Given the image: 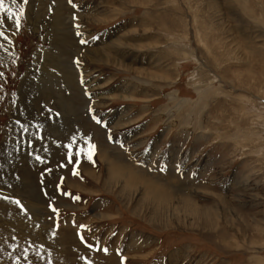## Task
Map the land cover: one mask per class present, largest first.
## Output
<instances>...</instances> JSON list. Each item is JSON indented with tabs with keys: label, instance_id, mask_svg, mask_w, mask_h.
<instances>
[{
	"label": "rangeland",
	"instance_id": "rangeland-1",
	"mask_svg": "<svg viewBox=\"0 0 264 264\" xmlns=\"http://www.w3.org/2000/svg\"><path fill=\"white\" fill-rule=\"evenodd\" d=\"M61 1L28 0L19 29L5 18L11 25L0 26L8 38L0 37V149L25 72L54 69L31 84L38 96L24 95L35 136L24 149L29 194L23 167L16 178L0 170V213L21 226L0 220V264H264V0ZM55 5L81 36L58 35ZM80 48L108 49V60L80 61ZM42 51H53L51 62ZM48 88L49 97L40 93ZM86 141L91 161L75 154ZM108 159L169 184L175 198L187 193L201 210L218 209V220L212 212L211 222L151 220L138 202L144 186L128 206L107 178Z\"/></svg>",
	"mask_w": 264,
	"mask_h": 264
},
{
	"label": "bare ground",
	"instance_id": "bare-ground-1",
	"mask_svg": "<svg viewBox=\"0 0 264 264\" xmlns=\"http://www.w3.org/2000/svg\"><path fill=\"white\" fill-rule=\"evenodd\" d=\"M56 1V0H55ZM63 1V0H62ZM61 1V2H62ZM74 1V0H73ZM59 5H60V1H58ZM65 2V1H64ZM56 3V2H54ZM76 3V2H75ZM79 3V2H78ZM77 3V4H78ZM116 8V7H115ZM32 10V8H31ZM55 20H56V27L59 28V32H58V35L59 36H62L64 37L65 35V32H70L71 31V35L74 36V32L77 31L79 33H81V31L77 30L79 29L80 27H77L76 25L74 26H66V22L63 23L62 21V17H61V13L59 12L60 10V6H56L55 5ZM63 10V9H62ZM7 19L6 15L3 16V19ZM31 18V17H30ZM33 18V17H32ZM68 18V17H66ZM72 19V18H71ZM96 19V18H95ZM70 21V18L68 19ZM77 20V19H76ZM79 22V21H78ZM77 22V23H78ZM97 23V22H96ZM9 26L11 25V21H9L8 23ZM6 24L2 25V26H7ZM74 24V23H73ZM59 25V26H58ZM13 27V26H11ZM4 28V27H3ZM6 30V29H5ZM7 31V30H6ZM13 32L12 28L9 29V33L10 32ZM11 32V33H12ZM76 32V34H77ZM127 33V32H126ZM68 34V33H67ZM75 34V35H76ZM6 36V35H5ZM10 36V35H9ZM66 36V35H65ZM81 36V35H80ZM127 36V35H126ZM122 37V36H121ZM66 38V37H64ZM123 39V38H122ZM127 39V38H126ZM2 40V39H0ZM70 39H67L66 38V41ZM120 41V40H119ZM65 42V40L63 41ZM100 42V41H99ZM113 42V41H112ZM103 43V42H102ZM64 44V43H63ZM70 44V43H69ZM68 44V45H69ZM72 44V43H71ZM7 45V44H6ZM84 47L85 44H82ZM66 46V45H65ZM102 46V45H101ZM68 47V46H67ZM134 48V46H133ZM81 49V48H80ZM95 49V48H94ZM99 49V48H98ZM140 49V48H139ZM108 49H99V50H90L88 48H82L81 50H78V54L76 55L75 58L79 59L80 61H85L86 60V55H88V59L92 56H95L96 55V58L97 56L100 58H103V59H106L108 60V58H106V52H107ZM138 50V49H137ZM125 51V50H124ZM141 51V50H140ZM139 51V52H140ZM150 51V50H149ZM209 51V50H208ZM43 52V51H42ZM53 52V51H51ZM50 52V53H51ZM61 52V51H60ZM119 52V51H118ZM50 53H47L45 54V52L41 53L40 56H42L43 54H45L44 56V60H45V63H49L51 62L50 59L52 58H48L47 55H49ZM56 53V52H55ZM152 53V52H150ZM54 54V53H53ZM74 54L75 53H70L69 54V57L73 56L72 59L74 58ZM126 53H124L125 55ZM133 54H136L135 52ZM141 54V53H140ZM149 54V52H148ZM153 54V53H152ZM52 55V54H50ZM55 55V54H54ZM122 55V54H121ZM150 55V54H149ZM112 56V55H110ZM129 56V55H128ZM138 56V55H137ZM140 56V55H139ZM143 56V55H142ZM148 56V55H147ZM184 56V55H183ZM152 57V56H151ZM100 58V59H101ZM124 58V57H123ZM126 58V57H125ZM129 58V57H128ZM127 58V59H128ZM178 58V57H177ZM184 58V57H183ZM7 59V53L5 51V48H0V65H3L5 64V61ZM87 59V60H88ZM121 59V58H120ZM159 59V58H158ZM186 59V58H185ZM47 60V61H46ZM58 60V59H56ZM49 61V62H48ZM59 61V60H58ZM115 61V60H113ZM120 61V60H119ZM126 61V60H125ZM38 62V61H36ZM72 62V61H71ZM70 60H69V65H68V70L70 72H73L75 73V69L72 67L73 63H71ZM90 62V61H89ZM122 62V61H121ZM134 62V60H133ZM94 63V62H93ZM124 63V61L122 62ZM121 63V64H122ZM141 63V62H140ZM143 63V62H142ZM75 65H77L75 62H74ZM116 65H120L119 63L116 62ZM125 65V64H124ZM36 66V65H35ZM57 66V65H56ZM128 66V65H127ZM64 67V66H63ZM121 67V66H119ZM125 67V66H124ZM34 70H35V67H33ZM38 68V67H36ZM40 68V67H39ZM38 68V69H39ZM60 68V67H59ZM131 68V67H130ZM135 68V67H134ZM141 68V67H140ZM43 69L49 71V72H53L52 68L50 69H47V67H45L43 65L42 69L40 68L39 70L37 71H33L31 69H28L27 72H25L23 78L21 79V83H20V87L18 88V97L15 101V105L12 107L11 109V118H12V124L10 125L11 127V131H10V134L9 136L5 137L3 139V143H2V146H1V149H0V170L2 172L5 171V169L7 171H9L8 174L12 175L14 178H16L17 175V172L19 171V166L23 167L21 169L22 171V178L21 180L19 181L20 183V188L21 190L22 189H26V193L29 194L30 192V189H29V186L30 184L27 183V178H25V174H24V170H25V166L27 167V158H25V156L28 157L29 153L31 152V149L27 152L25 151L24 149H29L31 148L30 147V142L34 141V134L32 135V133H29V134H23L19 127H17V121H19L18 119L21 118L22 121H21V124H24L26 125V123L30 120V114L27 115V110L26 112H23V108H26V105L24 103V99H25V94L28 92L30 93L31 95H36L38 96L37 94H39V92H35L36 90H38L36 87H31V84H35V85H39V81H40V77H44L43 74ZM71 69V70H70ZM156 69V68H155ZM54 70V69H53ZM58 69L55 70V72L57 71ZM140 70V69H139ZM144 70V68H142V71ZM63 71V70H62ZM129 71H132V69H130ZM135 71V70H134ZM141 71V73H142ZM146 71V70H145ZM64 72V71H63ZM148 72V71H147ZM146 72V74H147ZM153 72V71H152ZM76 74V73H75ZM92 74V73H91ZM139 74V73H138ZM145 74V75H146ZM62 76V73L60 74ZM79 75V74H78ZM76 75V76H78ZM142 75V74H141ZM144 75V76H145ZM148 75V74H147ZM149 76V75H148ZM159 76V75H158ZM63 77V76H62ZM139 77V76H138ZM217 77V76H216ZM66 78V77H65ZM67 78H69L67 76ZM66 78V79H67ZM71 78V77H70ZM150 78V77H149ZM148 78V79H149ZM159 78V77H158ZM168 78V77H167ZM65 79V81H66ZM73 79V78H71ZM70 79V80H71ZM88 79V78H86ZM157 79V78H156ZM62 80V79H61ZM155 78L152 80L154 82ZM159 81V80H158ZM69 82V81H67ZM72 83H73V80H72ZM89 82H86L85 81V84L88 85ZM65 84V83H64ZM69 84V83H67ZM126 84V83H125ZM71 85V83H70ZM68 85V86H70ZM66 86V85H65ZM74 86V85H73ZM124 86V85H123ZM204 86V85H203ZM76 87V86H75ZM90 87V86H89ZM127 87H129L127 85ZM66 88V87H64ZM49 89H45L43 91H41L40 93H44L46 96H50L49 94ZM128 89V88H127ZM204 89V88H203ZM202 89V90H203ZM123 90V89H122ZM129 90L131 91L132 89L129 88ZM201 90V89H200ZM51 91V90H50ZM69 91V90H68ZM130 91H126V92H130ZM93 92V91H92ZM25 95V96H24ZM30 95V96H31ZM52 96V95H51ZM124 96V95H123ZM203 96V95H202ZM27 97V96H26ZM45 97V96H44ZM47 97V98H48ZM129 97V96H128ZM32 98V96H31ZM38 98V97H36ZM132 98V97H130ZM124 99V98H123ZM33 105V104H32ZM71 106V105H70ZM31 107V106H30ZM69 107V106H68ZM33 108V106H32ZM43 108V107H42ZM46 108V107H45ZM68 109V108H67ZM31 110V109H30ZM33 110V109H32ZM72 110V109H71ZM36 111V109H35ZM44 111V110H43ZM74 111V110H73ZM76 111V109H75ZM30 113V112H28ZM127 114V113H126ZM37 117V116H36ZM14 118V119H13ZM204 119V118H203ZM10 120V119H9ZM14 120V122H13ZM32 121V120H31ZM206 121V120H205ZM20 122V121H19ZM202 122V121H201ZM11 123V122H10ZM201 124V123H200ZM203 124V123H202ZM28 126V125H27ZM40 126V124H39ZM200 126V125H199ZM202 127V126H201ZM44 128V127H43ZM204 128V127H203ZM38 129V128H36ZM32 130V129H31ZM30 130V132H32ZM199 130V129H198ZM207 130V129H206ZM234 130V129H233ZM40 130L36 131V132H39ZM205 131V130H204ZM35 132V131H33ZM41 133V131H40ZM247 133V132H246ZM43 134V133H42ZM202 134V133H201ZM36 135V134H35ZM69 135V134H68ZM248 135V134H247ZM40 136V135H39ZM38 137V136H36ZM38 139V138H36ZM35 139V140H36ZM73 140V139H72ZM201 140V139H200ZM36 141H39V140H36ZM45 141V140H44ZM47 141V140H46ZM244 141V140H243ZM239 142V141H238ZM36 144V143H35ZM251 144V143H250ZM32 146V145H31ZM45 149V148H44ZM24 150V151H23ZM42 152V151H41ZM26 153V154H25ZM46 153V152H45ZM103 153V152H102ZM114 154V153H113ZM20 155V156H19ZM39 155V154H38ZM105 155V153H104ZM106 156V155H105ZM118 156V155H117ZM104 157V156H102ZM109 157V156H108ZM112 157V156H111ZM22 158H25V160H21ZM41 158V157H40ZM105 158V157H104ZM108 163L110 162V166L108 164H106L107 166V178L109 181H111L113 184H114V187H115V190L116 191H119L120 193V197L121 198H125L127 203H128V206L131 204V202L134 200V196L137 194L138 190L140 189H137L138 186L140 187H143L145 189H143V191H139V194L142 195L141 196V200H139L138 202H141L143 206L140 207V211L144 208V207H148V210L150 209V213L151 214V220H155L157 217L159 219V221H161L162 223V226H168L169 225V222L175 218H177V216L179 215H186V216H197V217H200L204 220H206L207 222H211L212 221V214L213 216L215 217L216 220H218V209L217 210H214L213 208L210 209V208H207L205 207V210H201L200 208H203V207H199L197 204L196 201L190 199L187 195V193H181L182 197L181 198H175L176 193L175 192H172L171 190L173 189H170L169 188V184H166V185H163V184H160L159 181H157L155 178H151L150 176H146L145 172H142L141 170H134L130 165H126V164H120V163H116L114 162L113 159H108L107 160ZM173 161V160H172ZM174 162V161H173ZM170 163V162H169ZM178 163H181V161L178 160ZM23 165V166H22ZM207 170V169H206ZM206 173V172H205ZM20 174V175H21ZM96 175V174H95ZM151 175V174H150ZM11 176V177H12ZM27 176V175H26ZM29 176V175H28ZM157 176V175H156ZM203 176V175H202ZM19 177V176H18ZM30 177V176H29ZM168 177V176H167ZM93 178V177H91ZM171 178V176H170ZM189 178V177H188ZM11 179V178H9ZM169 179V178H167ZM152 180V181H151ZM170 180V179H169ZM180 180V179H179ZM187 180V179H186ZM185 180V181H186ZM149 181H151V185L148 183ZM18 181H16L17 183ZM172 182H173V178H172ZM194 182V181H193ZM4 183V182H3ZM195 183V182H194ZM18 185V183H17ZM177 185V184H176ZM180 185V184H179ZM0 187H1V184H0ZM199 187V186H198ZM19 188V187H18ZM4 189V188H3ZM179 189V188H178ZM211 190V189H210ZM130 192L128 193L127 195H124V192ZM146 192H149L146 193ZM194 193V192H193ZM201 193V192H200ZM179 194V193H177ZM186 195V196H185ZM3 196V195H2ZM143 196H149V197H153L154 199L150 200L149 198L147 197H144ZM157 197V198H156ZM196 197V196H195ZM215 197V196H214ZM220 199V198H219ZM222 200V199H221ZM225 204V203H224ZM127 207V206H126ZM225 207V206H224ZM229 207V206H228ZM2 209V208H1ZM0 209V210H1ZM224 210V209H223ZM229 210V209H228ZM231 210V209H230ZM143 211V210H142ZM234 211V210H233ZM139 212V211H138ZM212 212V214H211ZM219 212V211H218ZM4 213V212H2ZM0 213V220H3V221H6L8 224H9V227L14 230H16L17 228H21V226H19V222H17V219L15 220V217L11 216V215H6V214H2ZM224 213V212H223ZM236 213V212H235ZM222 214V213H221ZM147 215V214H146ZM145 215V216H146ZM224 215V214H223ZM227 216V215H226ZM225 218V217H224ZM228 219V218H227ZM21 222V221H20ZM22 224V222H21ZM38 227V226H36ZM36 229V228H35ZM215 230V228H212L211 230ZM40 231V230H39ZM49 232V231H48ZM22 233V232H21ZM35 234H38V233H35ZM57 235V234H56ZM39 236V235H38ZM54 236V235H53ZM53 238V237H52ZM54 239V238H53ZM60 239V238H59ZM53 241V240H52ZM59 241V240H58ZM143 243V242H142ZM119 248V245L118 247ZM130 249V248H129ZM113 264V263H112Z\"/></svg>",
	"mask_w": 264,
	"mask_h": 264
},
{
	"label": "snow or ice",
	"instance_id": "snow-or-ice-1",
	"mask_svg": "<svg viewBox=\"0 0 264 264\" xmlns=\"http://www.w3.org/2000/svg\"><path fill=\"white\" fill-rule=\"evenodd\" d=\"M27 2L28 0H22V2H18V0H7V3H6V0H0V26H2L4 24V19H3V16L6 15L7 19L8 20H11L13 21L15 27L17 29H19L21 27V24H22V21H23V18H24V14H25V7L27 5ZM69 4H72L73 7H76L75 4H73V0H68ZM77 27H79V25H77ZM77 35H81V33L77 32ZM0 37H4V39H8L5 35H4V32L0 31ZM87 41L85 40H81L80 43L81 44H84L86 43ZM4 46L2 44H0V48H3ZM15 62V60L13 61ZM75 63L77 64V66H79L80 64V61L79 60H76ZM3 73H0V76H2ZM82 84H83V79L81 78V81H80ZM88 93L85 92V95H87ZM89 111L91 112L92 109L90 108ZM92 119L96 121V123H101V121L99 119H97L96 116H92ZM20 131L23 133V134H27L28 132V127L24 124H21L19 121L16 122ZM111 139V137H109ZM75 141V138H73V142ZM86 144H87V148H81V149H78L76 151V156H81V155H84L88 160H92V154L94 152V149H95V145L94 144H91L90 142H87L86 141ZM65 147H67L69 149V158L71 159V156H72V144H69V145H66ZM38 160L40 159V157H36ZM160 171H164V167L162 166L160 168ZM74 174H76L75 172V169L73 170ZM65 195H67V193H65ZM73 199H79L78 196H74ZM13 203H15L16 205L19 206L20 210L21 211H24V207L23 205L21 204V202L19 200H15L13 201ZM53 211H56V209H53ZM81 228H83L84 226L81 225L80 226ZM81 239L83 240V237H81ZM89 248H92L93 245H88ZM103 251L106 253L108 251L107 248H104ZM121 259L123 260V257H121Z\"/></svg>",
	"mask_w": 264,
	"mask_h": 264
}]
</instances>
